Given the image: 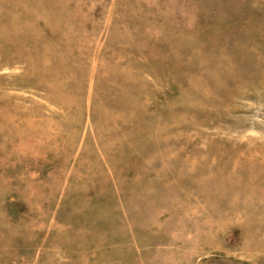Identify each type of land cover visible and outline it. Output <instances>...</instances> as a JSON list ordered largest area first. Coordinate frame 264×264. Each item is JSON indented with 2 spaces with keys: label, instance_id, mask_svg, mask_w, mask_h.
<instances>
[{
  "label": "rangeland",
  "instance_id": "374dc122",
  "mask_svg": "<svg viewBox=\"0 0 264 264\" xmlns=\"http://www.w3.org/2000/svg\"><path fill=\"white\" fill-rule=\"evenodd\" d=\"M0 264H264V0H0Z\"/></svg>",
  "mask_w": 264,
  "mask_h": 264
}]
</instances>
